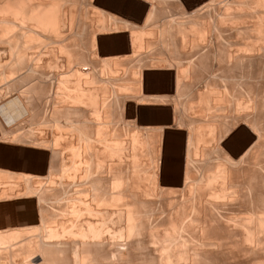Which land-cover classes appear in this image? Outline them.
I'll use <instances>...</instances> for the list:
<instances>
[{
	"label": "bare ground",
	"instance_id": "1",
	"mask_svg": "<svg viewBox=\"0 0 264 264\" xmlns=\"http://www.w3.org/2000/svg\"><path fill=\"white\" fill-rule=\"evenodd\" d=\"M0 264H264V0H0Z\"/></svg>",
	"mask_w": 264,
	"mask_h": 264
},
{
	"label": "rangeland",
	"instance_id": "2",
	"mask_svg": "<svg viewBox=\"0 0 264 264\" xmlns=\"http://www.w3.org/2000/svg\"><path fill=\"white\" fill-rule=\"evenodd\" d=\"M27 112H28V109L26 107H23L22 113H27Z\"/></svg>",
	"mask_w": 264,
	"mask_h": 264
}]
</instances>
